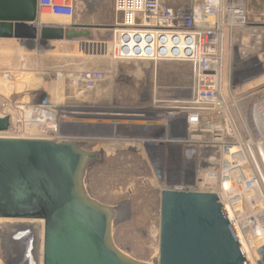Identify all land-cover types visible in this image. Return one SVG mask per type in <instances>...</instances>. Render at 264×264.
I'll list each match as a JSON object with an SVG mask.
<instances>
[{
    "label": "rangeland",
    "instance_id": "374dc122",
    "mask_svg": "<svg viewBox=\"0 0 264 264\" xmlns=\"http://www.w3.org/2000/svg\"><path fill=\"white\" fill-rule=\"evenodd\" d=\"M72 2L57 0L52 10L39 8L38 20L92 25L91 38L49 45L39 39L0 42V112L7 114L5 104L10 102L13 106L53 105L58 113L70 114L60 118L59 132L66 141L100 154L87 170L85 188L97 201L117 208L115 244L129 256L153 263L159 256L161 192L177 188L209 191L197 181L209 168V150L200 149L188 158L183 143L171 142L185 134L181 119L155 127L126 120V115L141 107L152 110L154 99L187 96L191 66L168 61L155 68L148 61L115 60L111 55L114 0ZM249 8L251 19H257L264 13V0H249ZM230 63L226 64V79L235 83L233 93L241 118L250 124L253 103L264 88V43L261 54ZM87 73H100L102 78L92 88L75 79ZM113 114L124 116L114 119ZM0 135L18 134L10 128ZM163 137L170 142L156 146L154 141ZM18 223L0 220V264H14L13 245L6 240L11 226ZM43 234V228L37 231L39 239Z\"/></svg>",
    "mask_w": 264,
    "mask_h": 264
},
{
    "label": "built area",
    "instance_id": "2783aa9c",
    "mask_svg": "<svg viewBox=\"0 0 264 264\" xmlns=\"http://www.w3.org/2000/svg\"><path fill=\"white\" fill-rule=\"evenodd\" d=\"M54 1L39 0V8L52 10ZM114 9L115 60L148 61L155 68L162 62H185L192 72L187 96L154 99L152 110L128 111L126 120L155 127L183 120L184 136L171 142L183 143L188 158L209 150V168L198 184L219 196L249 264H264V88L247 124L233 93L235 83L226 79L228 60L233 65L236 58L245 61L261 54L264 13L252 20L249 0H114ZM84 77L92 88L102 74ZM5 113L15 137L67 140L59 123L70 114L58 113L53 105L8 102ZM166 137L156 139L155 145L170 142Z\"/></svg>",
    "mask_w": 264,
    "mask_h": 264
},
{
    "label": "water",
    "instance_id": "95a60500",
    "mask_svg": "<svg viewBox=\"0 0 264 264\" xmlns=\"http://www.w3.org/2000/svg\"><path fill=\"white\" fill-rule=\"evenodd\" d=\"M39 0H0V38L43 45L91 38L88 24L37 21ZM11 119L0 112V133ZM99 153L74 141L0 135V219L43 220L42 264H249L215 192H161L159 256L137 260L114 242L117 208L85 188ZM14 264H40L31 226L12 225Z\"/></svg>",
    "mask_w": 264,
    "mask_h": 264
},
{
    "label": "bare ground",
    "instance_id": "6f19581e",
    "mask_svg": "<svg viewBox=\"0 0 264 264\" xmlns=\"http://www.w3.org/2000/svg\"><path fill=\"white\" fill-rule=\"evenodd\" d=\"M41 43V42H40ZM42 44V43H41ZM139 72V71H138ZM141 73V72H140ZM75 79L77 81H80L82 80L83 83H86L84 79H86L85 77L83 78V75L81 76H76ZM98 107V106H97ZM114 116V119H118L119 117L121 116H124V115H116V114H113ZM127 116V115H126ZM3 135V134H2ZM10 136V135H9ZM118 213V212H117ZM2 220V219H0ZM6 220H10V219H6ZM12 220V219H11ZM17 221H20V223H18L20 226H31L34 231L37 233V231H39V229L44 230V221L43 220H27V219H19ZM43 233V231H42ZM40 239H39V244H38V250L40 251V255L41 257H39L40 259V264H42V258H43V236L40 235ZM7 238V237H6ZM7 241V240H6ZM7 244V243H6Z\"/></svg>",
    "mask_w": 264,
    "mask_h": 264
},
{
    "label": "crops",
    "instance_id": "0c3cea01",
    "mask_svg": "<svg viewBox=\"0 0 264 264\" xmlns=\"http://www.w3.org/2000/svg\"><path fill=\"white\" fill-rule=\"evenodd\" d=\"M0 42H21L18 39H5V38H0ZM25 42H30V41H25Z\"/></svg>",
    "mask_w": 264,
    "mask_h": 264
}]
</instances>
